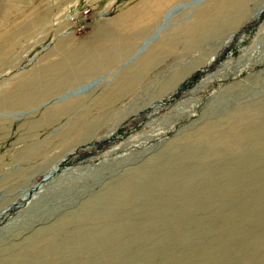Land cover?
Wrapping results in <instances>:
<instances>
[{"label": "rangeland", "instance_id": "1", "mask_svg": "<svg viewBox=\"0 0 264 264\" xmlns=\"http://www.w3.org/2000/svg\"><path fill=\"white\" fill-rule=\"evenodd\" d=\"M0 264H264V0H0Z\"/></svg>", "mask_w": 264, "mask_h": 264}, {"label": "bare ground", "instance_id": "2", "mask_svg": "<svg viewBox=\"0 0 264 264\" xmlns=\"http://www.w3.org/2000/svg\"><path fill=\"white\" fill-rule=\"evenodd\" d=\"M154 4V3H153ZM189 4H190V2H189ZM157 6H158V4H157ZM188 6V5H187ZM150 7V6H149ZM162 9V8H161ZM144 10H146V9H144ZM143 10V16L145 17V11ZM5 13V12H4ZM171 13H172V11H169L166 15H165V17L163 18V24L156 30V35L157 34H159V32H161V30L165 27V25H166V23H167V21H168V19H169V17H170V15H171ZM142 14V13H141ZM149 15V14H148ZM147 18V17H146ZM145 18V19H146ZM156 35H154L152 38H150V40L149 41H151V40H153L155 37H156ZM148 41V42H149ZM147 42V43H148Z\"/></svg>", "mask_w": 264, "mask_h": 264}]
</instances>
